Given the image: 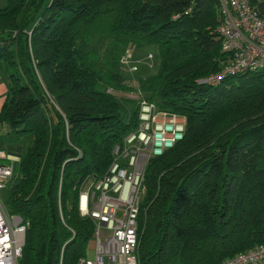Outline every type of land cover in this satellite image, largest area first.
<instances>
[{"label": "trees", "instance_id": "trees-1", "mask_svg": "<svg viewBox=\"0 0 264 264\" xmlns=\"http://www.w3.org/2000/svg\"><path fill=\"white\" fill-rule=\"evenodd\" d=\"M220 21L218 0L0 7V121L31 134L4 201L28 221L19 264H76L85 253L94 222L78 210V184L107 170L138 122V103L117 91L140 90L186 120L183 137L145 165L139 264H219L264 243V67L197 81L227 59ZM145 43L157 45V69L127 78L121 55Z\"/></svg>", "mask_w": 264, "mask_h": 264}, {"label": "built area", "instance_id": "built-area-1", "mask_svg": "<svg viewBox=\"0 0 264 264\" xmlns=\"http://www.w3.org/2000/svg\"><path fill=\"white\" fill-rule=\"evenodd\" d=\"M256 1L218 0L221 21L217 29L227 59L220 70L198 78L199 83H217L229 74L264 67V10ZM133 50L131 44L120 58L130 71L138 69ZM136 98L137 126L113 146L112 159L101 176L87 175L78 184V210L93 220L94 230L76 264H139L137 228L145 165L150 156L161 154L183 137L186 120L159 109L140 90ZM15 163L0 148V189H7ZM27 226L19 214L8 212L0 197V264H19ZM219 264H264V243L236 252Z\"/></svg>", "mask_w": 264, "mask_h": 264}, {"label": "rangeland", "instance_id": "rangeland-1", "mask_svg": "<svg viewBox=\"0 0 264 264\" xmlns=\"http://www.w3.org/2000/svg\"><path fill=\"white\" fill-rule=\"evenodd\" d=\"M149 52L153 54L152 58L147 57V54ZM133 55H134V60H136L137 65H138L137 70L130 71L125 64H122L121 66L123 73L125 74L127 78L134 79L138 77H144L154 72L157 69L158 63H159V53H158L156 44L145 43L142 45H135L134 50H133ZM116 93L123 98H132L137 103L136 91H132V92L117 91ZM127 102L129 105H132L135 103L134 101L133 102L127 101ZM242 115H245V114H241V116ZM27 135L31 137L30 133L24 134L22 136L25 138L27 137ZM6 196H7V189H0V197L3 201L6 200ZM93 254H94V251L93 249H91L90 257H93Z\"/></svg>", "mask_w": 264, "mask_h": 264}, {"label": "crops", "instance_id": "crops-1", "mask_svg": "<svg viewBox=\"0 0 264 264\" xmlns=\"http://www.w3.org/2000/svg\"><path fill=\"white\" fill-rule=\"evenodd\" d=\"M6 3V0H0V7ZM8 72L5 65L0 62V106L8 93ZM31 137L16 136L9 132L7 123L0 121V148H4L10 157L19 160L29 145Z\"/></svg>", "mask_w": 264, "mask_h": 264}]
</instances>
